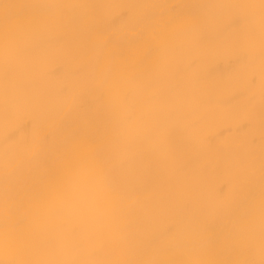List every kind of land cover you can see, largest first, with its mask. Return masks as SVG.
<instances>
[{
  "label": "bare ground",
  "instance_id": "bare-ground-1",
  "mask_svg": "<svg viewBox=\"0 0 264 264\" xmlns=\"http://www.w3.org/2000/svg\"><path fill=\"white\" fill-rule=\"evenodd\" d=\"M0 197L17 217L127 122L139 166L98 264H250L232 224L264 201L261 0H0ZM161 138L163 152L144 137Z\"/></svg>",
  "mask_w": 264,
  "mask_h": 264
},
{
  "label": "clouds",
  "instance_id": "clouds-1",
  "mask_svg": "<svg viewBox=\"0 0 264 264\" xmlns=\"http://www.w3.org/2000/svg\"><path fill=\"white\" fill-rule=\"evenodd\" d=\"M12 56L9 44L0 41V64ZM141 136L142 129L125 122L110 160L79 159L46 184L24 217L7 211L0 197V264H98L81 258L85 242L117 222L124 184L138 170ZM144 138L153 150L166 149L158 136ZM4 164L0 152V169ZM232 232L238 241L258 243L259 259L250 264H264V201L246 206Z\"/></svg>",
  "mask_w": 264,
  "mask_h": 264
}]
</instances>
